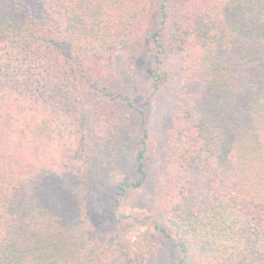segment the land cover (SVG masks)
I'll return each instance as SVG.
<instances>
[{"label":"trees","instance_id":"1","mask_svg":"<svg viewBox=\"0 0 264 264\" xmlns=\"http://www.w3.org/2000/svg\"><path fill=\"white\" fill-rule=\"evenodd\" d=\"M40 1L46 25L0 0V264H146L159 240L175 264H264V0ZM116 55L152 97L167 58L199 84L174 111L159 187L150 101L113 79ZM131 147L128 177L94 189ZM148 189L166 223L129 237L122 201Z\"/></svg>","mask_w":264,"mask_h":264},{"label":"rangeland","instance_id":"2","mask_svg":"<svg viewBox=\"0 0 264 264\" xmlns=\"http://www.w3.org/2000/svg\"><path fill=\"white\" fill-rule=\"evenodd\" d=\"M22 1L37 23L40 25L47 24V17L40 0ZM165 62L166 70L170 75L169 83L162 92L156 93L153 97L154 90L149 76L144 72L134 73L130 71L123 55H116L113 58V69L110 73L115 81L121 83L120 87L133 97L135 107L140 109L147 101H150L146 110L147 128L153 142L152 153L148 159V171L151 177L150 187H159L160 182L166 181L172 172V158L166 152V149L174 130L175 109L179 105L192 100L199 92V84L195 80L187 79L182 73L181 60L167 58ZM132 114L135 119L133 112L128 114L129 118L132 119ZM127 130L131 131L132 129L130 127ZM112 161L116 165L119 174L115 177L112 174L113 171L110 173L103 171L99 175H94L92 186L94 189H98V192L104 187H116L122 179L128 177L120 175L131 173L134 168L132 147L129 150L120 152L117 159H112ZM153 207V193L150 189L134 192L130 199H123L118 215L123 222L122 229L129 232V237H134L138 231L148 228L146 226L138 228L142 223L139 225L137 221L148 223L157 214L166 223L164 216L162 217L160 213H156ZM124 217L129 219H123ZM159 243V246L154 248L148 256L146 264H175L179 258L178 251L163 240H159Z\"/></svg>","mask_w":264,"mask_h":264}]
</instances>
